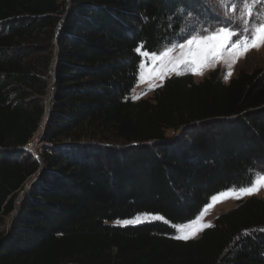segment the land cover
I'll use <instances>...</instances> for the list:
<instances>
[{"label": "trees", "instance_id": "1", "mask_svg": "<svg viewBox=\"0 0 264 264\" xmlns=\"http://www.w3.org/2000/svg\"><path fill=\"white\" fill-rule=\"evenodd\" d=\"M225 21L210 0H0V264H264V197L198 238L174 236L212 195L264 171V64L130 97L137 48ZM51 84L38 160L25 145ZM139 213L165 221L111 224Z\"/></svg>", "mask_w": 264, "mask_h": 264}, {"label": "rangeland", "instance_id": "2", "mask_svg": "<svg viewBox=\"0 0 264 264\" xmlns=\"http://www.w3.org/2000/svg\"><path fill=\"white\" fill-rule=\"evenodd\" d=\"M66 4L68 0H65ZM210 3L219 12L225 15V8L221 5V0H210ZM241 15L240 12L232 16V19L236 20L235 24H231V21L227 19L225 24L222 26H210V27H200L197 24L194 25L190 36L182 39L180 42L172 43L171 45L163 48L159 52H148L140 49L136 52L140 56V61L138 63V72L136 76V82L131 89L130 97L133 100H139L141 98H149L152 96L153 91L162 85L165 79L171 76H177L182 74H191L195 81H201L209 72L218 69L222 80L227 83L239 70V68L249 69L263 66L264 64V46L259 48H251L248 51L232 49V42L236 41L237 37H232L229 44L223 48L218 49L213 52L211 50H204L203 45L193 43L189 45L187 41L193 36L204 37L212 34L219 27H224L225 25H231L233 30L240 32L242 21L238 19ZM250 23L255 25L261 21H264V0H258L254 5L253 16L249 18ZM207 29V31H204ZM208 43H212L209 41ZM243 39L240 40L241 46L243 45ZM183 45V47H181ZM167 50L168 54L162 56L161 54ZM145 53H148L145 55ZM155 54L156 58H153L152 54ZM46 101V99L44 100ZM45 118L40 126L43 128ZM40 130L38 131V133ZM40 134V133H39ZM38 134V135H39ZM169 136L175 135L172 131H167ZM41 153L43 147L40 148ZM264 173L260 169L255 175ZM38 175V173L36 174ZM35 176H31L25 186L24 190L29 187L31 181ZM254 178V177H253ZM246 186H249L246 185ZM245 187V186H244ZM239 188H228L222 190L214 195H212L208 202L203 206L199 214L191 221L183 224L174 225L175 234L174 236L188 235V239L198 238L202 230L206 227L213 225L215 218L232 208H234L237 203L241 200L247 199L251 196L264 197V185L259 187L258 191L253 192L251 195L241 194ZM24 190L18 193L16 197V206L19 205L20 201L24 197ZM224 193V196L220 194ZM213 197H217L216 200ZM11 214L6 218V226H10ZM156 220L165 221L161 215L153 213H139L132 218L127 220H117L113 221V225H130V224H140L143 222H150ZM124 221H134L130 223H124Z\"/></svg>", "mask_w": 264, "mask_h": 264}, {"label": "snow or ice", "instance_id": "3", "mask_svg": "<svg viewBox=\"0 0 264 264\" xmlns=\"http://www.w3.org/2000/svg\"><path fill=\"white\" fill-rule=\"evenodd\" d=\"M258 2V0H221V5L225 8V19L231 21V24H235L236 20L232 19L236 13L240 12L241 15L238 17L241 24V31L237 32L233 30L231 25H225L224 27H219L210 35L204 37L193 36L191 39L187 41L189 45L193 43H197L203 45L204 50H211L213 52L218 49L225 48L229 41H231L232 37H237L236 41L232 42V49L240 50L242 48L243 51H248L251 48H259L264 46V21H261L255 25L250 23L249 18L253 16L254 5ZM207 31V29H204ZM243 39L244 43L241 46L240 40ZM211 41L212 43H208ZM183 47V45H181ZM140 51V48H137V52ZM167 50L163 52L161 55L165 56L168 54ZM148 53H145L147 55ZM153 58L155 54L153 53ZM264 185V173L255 175L254 178L250 181L249 186H245L239 189L241 194L251 195L253 192L258 191L259 187ZM224 196V193L220 194ZM214 200L217 197H213ZM134 221H124V223H130ZM264 231V229H261ZM247 234V233H245ZM176 239L187 240L189 238L188 235H180L175 237Z\"/></svg>", "mask_w": 264, "mask_h": 264}, {"label": "built area", "instance_id": "4", "mask_svg": "<svg viewBox=\"0 0 264 264\" xmlns=\"http://www.w3.org/2000/svg\"><path fill=\"white\" fill-rule=\"evenodd\" d=\"M44 118H45V121H44L43 128H40V126L43 122V120H42L37 131L32 135L30 140L25 145V149L27 150V152H29L34 158H36L38 160L40 159V155H41V151H40L41 149L40 148L44 147L46 145V143L41 139V135H42V132L44 130V126L47 122V118H46L45 114H44ZM39 130H40V132H39L40 134L38 133Z\"/></svg>", "mask_w": 264, "mask_h": 264}, {"label": "water", "instance_id": "5", "mask_svg": "<svg viewBox=\"0 0 264 264\" xmlns=\"http://www.w3.org/2000/svg\"><path fill=\"white\" fill-rule=\"evenodd\" d=\"M60 28H61V24L58 25L57 29H56V35L59 34L60 32ZM54 83V77H53V82L52 84ZM52 84L50 85L49 87V97L46 98V101H45V115H46V118L48 119L49 117V114H50V109H51V99H52ZM36 180V177L33 178V180L31 181L29 187L26 189V191L33 185L34 181ZM25 191V190H24ZM25 191V192H26ZM24 192V193H25Z\"/></svg>", "mask_w": 264, "mask_h": 264}, {"label": "bare ground", "instance_id": "6", "mask_svg": "<svg viewBox=\"0 0 264 264\" xmlns=\"http://www.w3.org/2000/svg\"><path fill=\"white\" fill-rule=\"evenodd\" d=\"M28 154H29L30 156H32L29 152H28Z\"/></svg>", "mask_w": 264, "mask_h": 264}]
</instances>
